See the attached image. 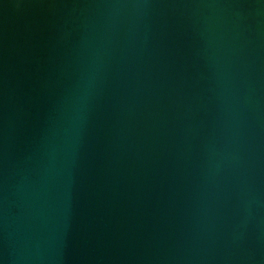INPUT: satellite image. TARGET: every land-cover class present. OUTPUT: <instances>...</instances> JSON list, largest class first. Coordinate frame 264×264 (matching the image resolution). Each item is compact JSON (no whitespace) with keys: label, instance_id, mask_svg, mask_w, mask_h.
<instances>
[{"label":"water","instance_id":"1","mask_svg":"<svg viewBox=\"0 0 264 264\" xmlns=\"http://www.w3.org/2000/svg\"><path fill=\"white\" fill-rule=\"evenodd\" d=\"M0 264H264V0H0Z\"/></svg>","mask_w":264,"mask_h":264}]
</instances>
